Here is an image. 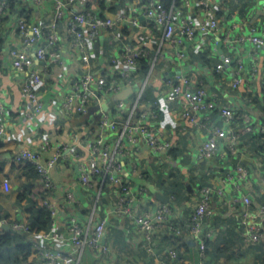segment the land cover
<instances>
[{"label":"crops","instance_id":"crops-1","mask_svg":"<svg viewBox=\"0 0 264 264\" xmlns=\"http://www.w3.org/2000/svg\"><path fill=\"white\" fill-rule=\"evenodd\" d=\"M188 1L189 5L184 6L182 3L181 10L176 12L178 17L190 16L196 22L209 19L205 9L198 6L199 0ZM217 2L219 3L211 13L217 16L222 33L202 35L198 32L192 42H187L182 47L187 54L184 60L176 59L174 52L164 45L161 46V29L143 14L145 4L141 3V0L127 2L117 14L102 11L96 2L90 0L76 7L78 10L91 11L98 18L106 16L116 19L113 29L96 30L91 47V69L114 76L119 71L128 70L121 63L115 66L111 62L112 56L117 57L122 48L132 45L145 46L150 50L148 62L151 74L143 76L139 73L127 96L130 98L142 84L147 83L145 92L148 90L152 97L150 100L158 103L160 113L158 121L154 123L156 132L160 137L175 143L176 155L183 158L180 160L175 157L180 165L174 171L178 176L172 178L170 175L174 173L171 170L169 175L165 176L163 169L157 164L161 155H157L141 142L137 153L126 154L124 162L126 164L134 159L142 168L143 175L141 174L140 178L128 173V179L134 186L141 184L147 187L149 195L146 199L157 200L149 189L150 185H153L159 193L168 198L174 213H182L184 217L193 210L199 200V186L215 182L216 177L211 168L207 169L205 164L199 161L197 155V146L206 138L207 131L194 129L179 118L180 103H170L166 100V93L163 91L164 73L171 68H178L183 74L193 75L212 93L218 95L222 105L231 106L240 112H251L257 127L264 126V104L259 100V96L264 92V55L251 43L238 41V38L247 34L248 23L257 24L260 33L264 34V0H216ZM51 9L52 3L37 4L32 0H13L11 15L0 19V95L6 109V133L0 136V207L9 215L8 220L3 222L10 225L17 221L27 223L32 203H42L41 197L31 201L18 200L22 188L33 180L26 177L25 166L14 160L16 153L22 150L37 149L41 151L40 158L43 163L57 157L56 165L50 171L55 184L51 200L56 206L57 230L61 234H68L67 219L71 213H75L86 228L91 222L96 224L102 219L108 221L100 248L87 247L75 253L79 264H122L129 260L133 264H179V259L168 257L170 249L176 250L183 264H264V243L245 244L240 228L236 226L237 218L227 206L216 207L219 216L214 217V223L218 230L216 235L207 241L208 250L202 254L196 239L186 229L174 240L162 234H155L152 240L147 241L131 225L130 220L116 218L113 214L115 195L109 185L103 184V177H95L92 189L88 192L81 186L77 166L89 158L90 144L98 133V115L96 113L88 118L79 115L63 116L59 112L61 98L69 90L74 77L83 70L79 54L72 47L66 32L67 26L65 23H58L62 41L55 51L49 49L55 53V57L49 56L46 60L35 63V67L42 74L43 82L39 95L44 109L33 119L27 116L29 107L21 90V82L26 75L13 66L8 53L12 47L21 45L13 15H24L32 23L45 22L51 14ZM129 19L138 20V25L129 24ZM218 36L222 41L220 44L217 42ZM227 37L234 43L233 51L224 43ZM223 55H230L234 61L240 60L245 67L237 89L231 88L235 64L223 71L215 69ZM252 69L256 70L254 79L251 77ZM247 94L256 97L248 102L245 98ZM117 97L102 96L93 104L99 103L102 111L110 113ZM136 119L137 117H134L133 121ZM211 119L218 120V113H212ZM107 135L114 137L115 133L107 131ZM44 142H48L49 147L42 151ZM259 143L258 137H255V152L252 156L258 155ZM61 147V152H57ZM73 147L77 158L72 155ZM222 154H225L224 149ZM132 156L134 158H131ZM244 161L252 168L251 159ZM5 179L10 184L8 192L2 189ZM172 181H176L177 185L171 183ZM162 182L165 183L166 189ZM172 190L177 192L174 201L169 199ZM241 190L242 193L253 197L255 202H264V188L261 193L260 185L255 182L245 183ZM67 193L73 196L75 206H68ZM216 204L217 202L214 206ZM32 238L37 239V236H27V241ZM58 246L66 251L73 250L65 242H59ZM30 259L37 262L38 255L32 254Z\"/></svg>","mask_w":264,"mask_h":264},{"label":"built area","instance_id":"built-area-1","mask_svg":"<svg viewBox=\"0 0 264 264\" xmlns=\"http://www.w3.org/2000/svg\"><path fill=\"white\" fill-rule=\"evenodd\" d=\"M32 1L37 4L52 3L51 14L45 22L36 23H32L24 15L14 14L15 29L21 45L12 47L8 53L13 66L26 75L21 82V90L29 107L27 116L33 119L44 109V103L39 95V88L43 82L42 74L35 67V63L39 60L44 61L49 56L55 57V53L49 49L55 51L62 41L58 23H65L67 26L66 32L72 47L79 54L83 70L74 77L69 90L61 98L59 112L63 116L79 115L88 118L95 116L96 113L98 115V133L90 144L89 158L77 166L81 186L88 192L92 189L93 179L103 177V184L109 185L115 195L114 216L130 220L131 225L147 241L152 240L155 234H162L174 240L186 229L196 239L200 252L205 254L208 250L207 241L211 240L218 230L214 223L216 207L227 206L233 210L237 218L236 226L240 228L243 242L249 245L264 243V202H255L253 197L242 193L241 190L245 183L253 182L260 185L261 193L264 188V154L252 156L255 152L252 140L254 137L264 135V126L257 127L251 112H240L231 106L222 105L218 95L212 93L193 75L180 73L165 80L163 91L166 93V100L170 103H180L179 118L194 129L207 131L206 138L197 146V155L199 161L203 162L207 169L211 168L216 177L215 182L199 186V200L186 217L182 213L175 214L171 202L146 199L149 195L146 186L130 184L128 173L140 178L141 174L143 175L142 168L134 159L126 164L124 162L126 154L137 153L141 142L157 155H161L157 164L163 169L165 176L169 175L170 170L175 173L180 165L171 153L177 149L175 143L160 137L156 132L154 123L158 121L160 113L156 101H145L147 83L142 84L130 98L127 96L116 101L110 113L102 111L99 103L93 104L102 96H118L126 89H132L139 75L138 61L149 60L150 50L145 46L127 45L117 57L112 56L111 62L115 66L121 63L128 70L119 71V74L116 73L114 76L95 71L91 69V47L95 32L100 28L113 29L116 19L106 16L98 18L91 11L76 9L86 0ZM12 2L13 0H0V19L11 15ZM106 3L118 4L119 0H106ZM218 3L216 0L198 1V6L205 9L210 16L201 22H196L190 16L178 17L176 12L180 7L167 11L160 0H149L143 7V14L161 29V46L164 45L174 52L176 59L184 60L187 54L182 47L185 43L192 42L198 32L202 35L222 33L217 16L211 13ZM183 5H189V1L183 0ZM128 21L131 25H138V20ZM246 30L247 34L238 38V41L251 43L264 55V34L260 33L257 24L248 23ZM217 42L222 43L219 36ZM224 43L230 51L235 49L230 38L227 37ZM232 64L235 65L231 88L237 89L245 70L240 60L234 61L230 55H223L215 69L223 71ZM255 72V69L251 70L252 79L255 78ZM148 74L149 72L146 76ZM254 97L256 95L245 96L248 102ZM259 100L264 104V92L259 96ZM216 112L219 119H211L212 113ZM5 114L6 109L0 95V136L6 133ZM134 117H137L135 121ZM107 131L114 132L115 136L109 137ZM48 147L49 143L44 142L41 150ZM61 149L62 147L57 149V152H61ZM222 149L225 154H222ZM71 150L73 157L77 158L74 147ZM40 154V150L25 149L16 153L14 160L24 166L35 167L37 181L46 192L42 203L50 211L52 219L50 227L37 234L28 232V223L17 221L12 223L11 227L17 232L26 233V236H37V239L32 238L28 241L32 246V253L38 255L36 264H79L75 253L87 247L100 248L108 221L102 219L96 224L91 222L86 228L78 216L71 213L67 219L68 234H61L55 227L56 206L51 200L55 184L50 171L56 165L57 157L43 163ZM177 158L181 160L183 157ZM244 159H251L252 168ZM26 177L32 180L27 174ZM2 189L5 192L9 191L10 184L7 179L4 180ZM174 198L170 196L169 199L174 201ZM66 200L69 207L75 206L70 193H67ZM59 242L67 243L73 250L61 249L58 246ZM168 257L173 260L179 259V264H183L176 250L170 249ZM122 264L133 263L129 260Z\"/></svg>","mask_w":264,"mask_h":264},{"label":"trees","instance_id":"trees-1","mask_svg":"<svg viewBox=\"0 0 264 264\" xmlns=\"http://www.w3.org/2000/svg\"><path fill=\"white\" fill-rule=\"evenodd\" d=\"M96 2V4L101 8L102 11H108L112 14H117L122 10V6L125 5L127 2H131L134 0H119L118 4H107L106 0H90ZM149 0H141V3L147 4ZM161 5L164 7L165 10L171 11L172 9H176L181 6L183 0H160ZM89 7V3L87 4ZM150 70V62L147 59L139 60L138 61V72L145 76ZM145 101H153L150 100L152 97L145 92L144 95ZM255 138V137H254ZM253 141V140H252ZM258 141L260 142L257 146L258 154H264V135L258 136ZM174 157H177L176 151H171ZM25 172L28 177L32 178V182L25 185L21 193L19 194V201H31L36 197H41L42 199L45 198V191L42 189V185L37 181L38 175L36 172L35 167L32 165L25 166ZM173 176L177 177L178 174L174 173L170 175V178ZM163 183V187L165 188V183ZM171 183L177 185L176 181H172ZM172 184V185H173ZM166 189V188H165ZM175 193V194H174ZM177 192L172 190L170 196H176ZM179 194V193H178ZM32 207L30 208V217L28 220L29 224V233L30 234H37L43 230H47L51 224V214L49 209L40 204L32 203ZM9 215L8 213L0 207V222L4 220H8ZM169 242L170 241V238ZM32 246L27 241L26 233H22L11 229L8 232H5L0 227V264H36L35 261L31 260L30 257L32 253Z\"/></svg>","mask_w":264,"mask_h":264},{"label":"water","instance_id":"water-1","mask_svg":"<svg viewBox=\"0 0 264 264\" xmlns=\"http://www.w3.org/2000/svg\"><path fill=\"white\" fill-rule=\"evenodd\" d=\"M181 72H180V69H178V68H171V69H169L168 71H166L164 74H165V80H167V79H169L171 76H174V75H176V74H180ZM131 90L130 89H128V90H126V91H124L123 93H121L120 95H118V97H117V101L118 100H121V99H124L126 96H127V93H129ZM126 95V96H125ZM149 189H150V191H151V193L156 197V199L157 200H159V201H161V202H163V203H167L168 202V198L165 196V195H162L161 193H159L158 191H157V189L156 188H154V186L153 185H150V187H149ZM0 227H1V229L2 230H4L5 232H8V231H10V228H11V225L10 224H8V223H5V222H3V221H1L0 222Z\"/></svg>","mask_w":264,"mask_h":264}]
</instances>
